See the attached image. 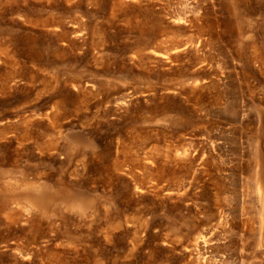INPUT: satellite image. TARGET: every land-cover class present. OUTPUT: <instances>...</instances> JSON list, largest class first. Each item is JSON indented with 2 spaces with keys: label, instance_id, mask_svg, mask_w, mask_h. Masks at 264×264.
Listing matches in <instances>:
<instances>
[{
  "label": "rangeland",
  "instance_id": "374dc122",
  "mask_svg": "<svg viewBox=\"0 0 264 264\" xmlns=\"http://www.w3.org/2000/svg\"><path fill=\"white\" fill-rule=\"evenodd\" d=\"M0 264H264V0H0Z\"/></svg>",
  "mask_w": 264,
  "mask_h": 264
},
{
  "label": "bare ground",
  "instance_id": "6f19581e",
  "mask_svg": "<svg viewBox=\"0 0 264 264\" xmlns=\"http://www.w3.org/2000/svg\"><path fill=\"white\" fill-rule=\"evenodd\" d=\"M257 184H258V183H257ZM259 186H260V185H259ZM256 187H257V186H256ZM27 189H28V188H27ZM36 189H37V188H36ZM259 189H261V188L258 187L257 190H259ZM258 194H261V193L259 192ZM261 196H262V195H261ZM261 196H259V197H261ZM260 199H261V198H259V201H260ZM261 200H262V199H261ZM261 204H262V202H261ZM261 204H260V205H261ZM262 209H263V208H262ZM261 213H262V212H261Z\"/></svg>",
  "mask_w": 264,
  "mask_h": 264
}]
</instances>
